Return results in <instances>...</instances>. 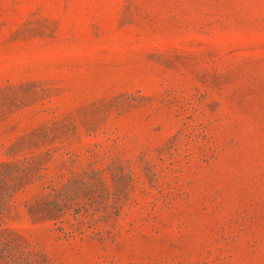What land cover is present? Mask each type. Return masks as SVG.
I'll return each mask as SVG.
<instances>
[{
	"label": "rangeland",
	"instance_id": "obj_1",
	"mask_svg": "<svg viewBox=\"0 0 264 264\" xmlns=\"http://www.w3.org/2000/svg\"><path fill=\"white\" fill-rule=\"evenodd\" d=\"M0 264H264V0H0Z\"/></svg>",
	"mask_w": 264,
	"mask_h": 264
}]
</instances>
